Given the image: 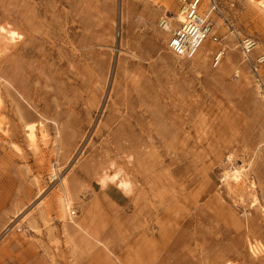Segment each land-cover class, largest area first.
Returning a JSON list of instances; mask_svg holds the SVG:
<instances>
[{"label": "rangeland", "instance_id": "374dc122", "mask_svg": "<svg viewBox=\"0 0 264 264\" xmlns=\"http://www.w3.org/2000/svg\"><path fill=\"white\" fill-rule=\"evenodd\" d=\"M219 3L213 68L207 44L167 50L175 0H0L17 35L0 55V264H264V90L239 47L264 52V9Z\"/></svg>", "mask_w": 264, "mask_h": 264}, {"label": "built area", "instance_id": "2783aa9c", "mask_svg": "<svg viewBox=\"0 0 264 264\" xmlns=\"http://www.w3.org/2000/svg\"><path fill=\"white\" fill-rule=\"evenodd\" d=\"M207 1V9L204 11L202 7L205 0H175L181 7L184 20L172 30L166 47L177 58L192 59L207 44L211 66L218 68L227 49L212 19V16L220 11V3L219 0ZM163 26L167 29L169 23L163 20ZM239 47L242 63L249 67L257 85L264 90V52L253 56L259 49V42L253 37H245L240 40ZM238 75L239 72L236 73V76ZM72 215H75V212H72Z\"/></svg>", "mask_w": 264, "mask_h": 264}, {"label": "bare ground", "instance_id": "6f19581e", "mask_svg": "<svg viewBox=\"0 0 264 264\" xmlns=\"http://www.w3.org/2000/svg\"><path fill=\"white\" fill-rule=\"evenodd\" d=\"M250 3H253L254 5L256 4V6L259 9H264V0L263 1H257V0H248ZM208 2H204V5L202 7V10H206ZM162 7L166 9L167 12L170 11V6L167 3H162ZM173 19L176 20V22H182L184 20L183 15L181 14V10L178 11L175 16L173 17ZM167 29L169 30L170 27L168 26ZM17 39V35L14 32L9 31L6 27L4 26H0V55L5 53L8 50V46L16 41ZM27 137L28 140L32 146V148L34 149V151L36 153H42L43 150L40 148L41 144L47 148L48 146V136L46 135L43 127L41 126L40 128H37L36 124H28L27 125ZM226 177L228 179H230L233 183L232 185V189H234L235 191H238L239 193L245 192L248 187L246 185V181H245V174L243 173L242 169L239 168H231L226 174ZM115 177L114 176H108L103 180V185H106L107 182L114 180ZM64 185V182H63ZM121 187L126 191V192H130L131 188H130V184L128 182H123L121 181L120 183ZM254 188V184H252V186L250 185V188ZM64 194L60 195L59 200H58V208H59V212H60V217L62 218V220H67V215H68V210L71 204V198L70 195L68 193V189L65 187L64 188ZM257 204V199H254V205ZM250 248L251 251L253 252L254 255H258L260 252L264 251V248L258 244H254L251 243L250 244ZM262 248V249H261Z\"/></svg>", "mask_w": 264, "mask_h": 264}]
</instances>
